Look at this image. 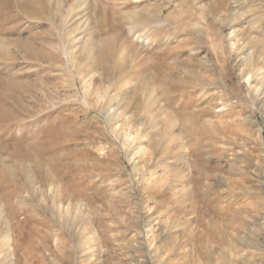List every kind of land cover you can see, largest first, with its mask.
<instances>
[{"label":"rangeland","instance_id":"374dc122","mask_svg":"<svg viewBox=\"0 0 264 264\" xmlns=\"http://www.w3.org/2000/svg\"><path fill=\"white\" fill-rule=\"evenodd\" d=\"M260 47L264 0H0V264H264Z\"/></svg>","mask_w":264,"mask_h":264},{"label":"bare ground","instance_id":"6f19581e","mask_svg":"<svg viewBox=\"0 0 264 264\" xmlns=\"http://www.w3.org/2000/svg\"><path fill=\"white\" fill-rule=\"evenodd\" d=\"M256 47V45H255ZM257 50H261L262 54L258 53V56L254 55V51L252 53H250L252 55V58H245L246 60H249L247 62V68L245 67V69L243 70L244 73V78H245V83L246 85L248 83H250V80L256 76V75H261L262 78H264V48L260 47ZM256 56V57H255ZM261 56V59H260ZM246 57V55H245ZM250 57V56H249ZM217 61L221 64V65H226V60L220 59L219 56L216 57ZM226 68H223V72H222V76L225 77L224 71ZM227 77V74H226ZM249 85V84H248ZM25 155H28L27 153H25ZM37 160V159H36ZM34 162V161H33ZM17 164V163H16ZM39 165V164H38ZM18 166V164H17ZM39 170V168H38ZM13 176V175H12ZM27 179H29V175L27 177ZM28 182H30V180H28ZM32 184V183H31ZM27 188V187H26ZM30 188V187H29Z\"/></svg>","mask_w":264,"mask_h":264}]
</instances>
